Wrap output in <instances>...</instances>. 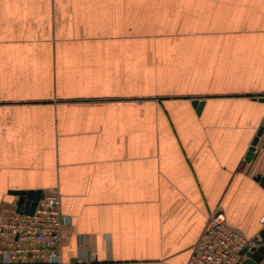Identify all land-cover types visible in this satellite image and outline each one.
Here are the masks:
<instances>
[{"label":"crops","instance_id":"0c3cea01","mask_svg":"<svg viewBox=\"0 0 264 264\" xmlns=\"http://www.w3.org/2000/svg\"><path fill=\"white\" fill-rule=\"evenodd\" d=\"M261 97L264 0H0V208L58 190L62 264H187L217 210L253 237Z\"/></svg>","mask_w":264,"mask_h":264},{"label":"built area","instance_id":"2783aa9c","mask_svg":"<svg viewBox=\"0 0 264 264\" xmlns=\"http://www.w3.org/2000/svg\"><path fill=\"white\" fill-rule=\"evenodd\" d=\"M70 223L62 211L58 190L43 193L33 215L20 212L17 204L0 208L2 263L62 264L63 231ZM261 224L264 227V217ZM262 245L259 233L247 237L228 223L223 211L217 210L209 217L207 229L193 247L187 264H242L246 259L242 251L254 252Z\"/></svg>","mask_w":264,"mask_h":264},{"label":"water","instance_id":"95a60500","mask_svg":"<svg viewBox=\"0 0 264 264\" xmlns=\"http://www.w3.org/2000/svg\"><path fill=\"white\" fill-rule=\"evenodd\" d=\"M259 100L264 103V97H261ZM204 104V102H200L198 100L193 101V106L197 108L198 113L201 112ZM263 132L264 126L262 125L258 129L257 134L247 153V162H250L254 157L255 148L258 144L259 138L263 135ZM255 179L264 188V177L257 176ZM10 194L18 198L17 209L20 212L29 215H33L38 202L43 198L42 191H11ZM259 236L263 241V245L254 252H249L247 249L242 251L241 255L246 256V259L242 264H260V262L264 259V227L259 231Z\"/></svg>","mask_w":264,"mask_h":264},{"label":"rangeland","instance_id":"374dc122","mask_svg":"<svg viewBox=\"0 0 264 264\" xmlns=\"http://www.w3.org/2000/svg\"><path fill=\"white\" fill-rule=\"evenodd\" d=\"M148 98L151 99V98H153V97H146V96H145V100L148 99ZM154 98H155V97H154Z\"/></svg>","mask_w":264,"mask_h":264}]
</instances>
